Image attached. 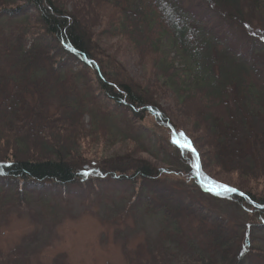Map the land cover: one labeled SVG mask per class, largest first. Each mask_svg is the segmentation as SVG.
Segmentation results:
<instances>
[{
    "label": "trees",
    "instance_id": "obj_1",
    "mask_svg": "<svg viewBox=\"0 0 264 264\" xmlns=\"http://www.w3.org/2000/svg\"><path fill=\"white\" fill-rule=\"evenodd\" d=\"M13 21L20 64L0 58L1 187L15 186L21 199L23 190L67 195L98 182L132 188L147 212L203 237L190 259L159 264L264 258V0H0V26ZM122 47L148 66L146 80L121 62ZM62 72H82L94 100L150 136L145 119L164 127L184 179L213 185L244 220L230 223L164 185L168 168L141 157L144 146L91 158L96 134L83 100L60 88ZM180 133L199 159L178 146Z\"/></svg>",
    "mask_w": 264,
    "mask_h": 264
},
{
    "label": "rangeland",
    "instance_id": "obj_2",
    "mask_svg": "<svg viewBox=\"0 0 264 264\" xmlns=\"http://www.w3.org/2000/svg\"><path fill=\"white\" fill-rule=\"evenodd\" d=\"M16 22L0 26V58L15 60L17 41L14 34L21 32ZM109 46L118 47L116 38H103ZM120 48L121 62L140 81L146 80L148 66L124 48ZM20 67V65H19ZM77 67H73L75 71ZM60 88L69 99H82L87 112L85 122L95 133L91 142V158L122 153L134 144L146 147L139 153L143 158L168 168L169 178L162 183L181 194L200 200L230 223L244 220V212L231 205L222 196L215 197L217 189L205 184L196 188L179 173L183 166L169 157L172 153L166 140L168 132L156 126L149 118L142 123L146 130L136 127L122 113H112L94 100L82 72H62ZM164 104H167L162 99ZM54 101L51 102V108ZM188 132L189 119L183 117ZM189 123V124H188ZM189 139V135L187 136ZM184 136L181 138L184 143ZM190 140V139H189ZM159 143V146H158ZM192 143V142H191ZM88 158V156H86ZM223 179L222 177H219ZM63 195L50 188L23 190L24 198L15 186H0V263L22 260L27 264H159L190 259L203 237L187 225L176 232L161 214L150 213L145 202L133 196V189L96 185L82 187ZM134 199V200H133ZM135 201V202H133ZM260 241L264 244V239ZM162 256V257H160ZM245 264H264V258H252Z\"/></svg>",
    "mask_w": 264,
    "mask_h": 264
},
{
    "label": "snow or ice",
    "instance_id": "obj_3",
    "mask_svg": "<svg viewBox=\"0 0 264 264\" xmlns=\"http://www.w3.org/2000/svg\"><path fill=\"white\" fill-rule=\"evenodd\" d=\"M180 135H181V136H184L183 133H180ZM173 143H177V141L173 140ZM178 146L181 147V148H185V149H187L188 151L192 152L194 155H197V159H199L198 154L196 153V149H195V147L192 145L191 141H190L186 136H184V143H183V144H179ZM198 167H199V166L197 165V168H198ZM222 187H223L226 191H236L235 188H231V187H229V186H227V185H223Z\"/></svg>",
    "mask_w": 264,
    "mask_h": 264
}]
</instances>
